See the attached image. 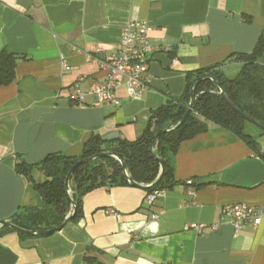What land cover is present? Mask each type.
<instances>
[{"label": "crops", "instance_id": "1", "mask_svg": "<svg viewBox=\"0 0 264 264\" xmlns=\"http://www.w3.org/2000/svg\"><path fill=\"white\" fill-rule=\"evenodd\" d=\"M143 20L158 48L151 80L120 104H74L76 88L106 77L102 67L122 28ZM264 35V0H0V52L25 55L12 83L0 86V220L42 204L31 180L16 170L52 153L80 156L95 136L140 138L156 109L182 100L188 75L221 63L235 78ZM264 65V52L258 58ZM65 63L67 65L64 66ZM264 143L259 142L260 146ZM175 184L154 202L148 190L101 186L82 197V215L47 236L0 227V264H264V218L235 231L223 218L228 203L264 204V156L233 132L210 124L184 140L174 156ZM192 180L189 184L187 181ZM158 215V218H154ZM201 225V230L186 225Z\"/></svg>", "mask_w": 264, "mask_h": 264}, {"label": "trees", "instance_id": "2", "mask_svg": "<svg viewBox=\"0 0 264 264\" xmlns=\"http://www.w3.org/2000/svg\"><path fill=\"white\" fill-rule=\"evenodd\" d=\"M264 52V35H262L252 53H239L238 59L245 62L242 70L235 78H228L218 63L214 66L198 69L188 75V83L182 100L177 103L163 105L153 111L144 134L134 141L118 139L104 140L95 136L85 143L80 156H68L52 153L36 164L20 161L16 164L18 173L31 180V173L38 168L46 181L34 186L42 195V204L37 207L20 209V216L14 220L16 224L27 229H47L60 225L72 210L71 200L65 187V179L79 157H90L104 151H116L124 162L131 178L142 184L152 183L160 171V163L150 152V145L156 133L166 124L176 125L188 109L191 99V87L194 80L204 75L217 78L224 91L232 101L244 112L264 124V65L258 58ZM26 58L7 48L0 52V86L12 83L16 76V67L20 59ZM196 101L191 114L179 128L163 134L157 144L156 151L165 161L163 179L148 192L169 188L175 184L173 177L174 156L180 144L200 133L207 132L210 124L223 127L246 141L255 151H259L257 136L249 131L248 125L255 126L259 135L264 130L244 119L233 110L224 98L217 93L218 86L209 78L196 82ZM131 184L125 175L121 161L111 156H102L76 168L71 177L73 197L78 199L77 214L72 221L82 215V197L101 186ZM27 210V211H25ZM4 230H12L2 227ZM22 234V233H20ZM23 236H30L22 234ZM86 260L95 264H104L91 257Z\"/></svg>", "mask_w": 264, "mask_h": 264}, {"label": "built area", "instance_id": "3", "mask_svg": "<svg viewBox=\"0 0 264 264\" xmlns=\"http://www.w3.org/2000/svg\"><path fill=\"white\" fill-rule=\"evenodd\" d=\"M151 29V25L143 20L131 21L124 25L117 50L100 62L106 70L105 79L94 82L88 90L76 87L69 95L70 101L81 105L86 96L95 95L97 105H119L117 91L122 84H126L130 97L136 96L138 90L146 88L151 80V54L158 48L150 38ZM259 154L264 156V145L260 146ZM187 182L193 183L192 180ZM165 195L166 188L156 189L148 192L147 199L154 202ZM158 217L154 215V218ZM223 218H227L236 232L247 223L258 226L264 218V204L253 206L242 202L228 203L223 207ZM190 228L200 231L202 227L196 224L186 225V229Z\"/></svg>", "mask_w": 264, "mask_h": 264}, {"label": "water", "instance_id": "4", "mask_svg": "<svg viewBox=\"0 0 264 264\" xmlns=\"http://www.w3.org/2000/svg\"><path fill=\"white\" fill-rule=\"evenodd\" d=\"M203 78L212 79L216 83V85L218 86L217 93L224 98V100L228 103V105L233 110H235L237 113H239L247 121L253 123L254 125H256L257 127H259L260 129H263L264 130V124L263 123H261L260 121H258L254 117H252L251 115L247 114L246 112H244L242 109H240L232 101V99L228 96V94L222 88L221 83H220V81L217 78L213 77L212 75H204V76L198 77V78H196L194 80V82L192 84V87H191V99H190V102H189V105H188V109L185 112V114L183 115L182 119L176 125H171L170 122L169 123H166L156 133V135H155V137H154V139H153V141H152V143L150 145L151 155L154 158L158 159V161L160 163V171H159V174H158L157 178L152 183L142 184V183H138V182L134 181L131 178V176H130V174H129V172H128L125 164H124V162L119 158V156H118V154H117L116 151H113V150L104 151V152L97 153V154H95L93 156H90V157H83V156H81L74 163V165L70 168V170H69V172H68V174L66 176V179H65V187H66V190H67V192L69 194V197H70V200H71L72 210L67 214V216L65 217L64 221L60 225H56L54 227L47 228V229H27V228H24V227L19 226L18 224H16L14 222V220L17 219L20 216V214H21L20 211H16L10 217H8L6 219H1L0 220V227H8V228H10V229H12L14 231L19 232V233L26 234V235H32V236H47V235H51V234H54L57 231L62 230L70 222H72V220L74 219V217L77 214L78 199H75L73 197V190H72V187H71V177H72L74 171L76 170V168L78 166H80L82 164H85V163H88V162H91L94 159L99 158V157H102V156H111V157L117 158L119 161H121L122 164H123V166H124V172H125L126 178H127V180L131 184L136 185V186H139V187H142L143 189H146V190H148L149 188L154 187L155 185H157L163 179V177H164V174H165V161H164V158L163 157H161V156L158 155V153L156 151V144H157L159 138L163 134L179 128L188 119L189 115L191 114V112L193 111L194 106H195V101H196L195 84H196V82H198L199 80H201ZM25 211H27V210H25Z\"/></svg>", "mask_w": 264, "mask_h": 264}, {"label": "rangeland", "instance_id": "5", "mask_svg": "<svg viewBox=\"0 0 264 264\" xmlns=\"http://www.w3.org/2000/svg\"><path fill=\"white\" fill-rule=\"evenodd\" d=\"M248 129L249 131L253 132L257 136L258 142L264 143V135H259L260 131L255 126L249 124Z\"/></svg>", "mask_w": 264, "mask_h": 264}]
</instances>
